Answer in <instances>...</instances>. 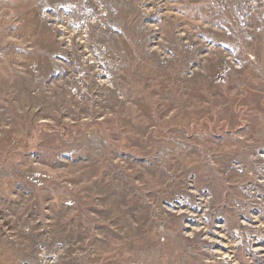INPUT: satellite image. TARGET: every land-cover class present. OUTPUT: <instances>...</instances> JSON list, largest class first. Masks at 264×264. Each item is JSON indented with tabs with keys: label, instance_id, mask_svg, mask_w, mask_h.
<instances>
[{
	"label": "rangeland",
	"instance_id": "rangeland-1",
	"mask_svg": "<svg viewBox=\"0 0 264 264\" xmlns=\"http://www.w3.org/2000/svg\"><path fill=\"white\" fill-rule=\"evenodd\" d=\"M0 264H264V0H0Z\"/></svg>",
	"mask_w": 264,
	"mask_h": 264
}]
</instances>
